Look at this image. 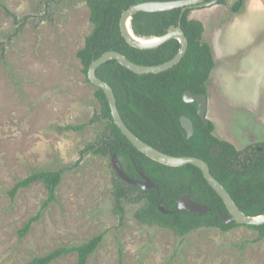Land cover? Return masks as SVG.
I'll return each mask as SVG.
<instances>
[{"label":"rangeland","instance_id":"obj_1","mask_svg":"<svg viewBox=\"0 0 264 264\" xmlns=\"http://www.w3.org/2000/svg\"><path fill=\"white\" fill-rule=\"evenodd\" d=\"M193 8L214 67L206 83L213 134L237 149L264 141V0ZM6 7L7 10H4ZM85 0H0V264H26L60 246L104 233L87 264H264V237L245 226L200 227L181 237L139 222L141 201H125L120 220L109 156L81 152L98 144L104 125L96 87L77 57L92 29ZM84 125L80 129L67 125ZM63 168L55 200L33 222L47 196L42 182L7 190L31 171ZM135 195V193H133ZM130 198H133L131 196ZM76 254L50 264H74Z\"/></svg>","mask_w":264,"mask_h":264},{"label":"trees","instance_id":"obj_2","mask_svg":"<svg viewBox=\"0 0 264 264\" xmlns=\"http://www.w3.org/2000/svg\"><path fill=\"white\" fill-rule=\"evenodd\" d=\"M145 1L171 0H85L90 11L92 29L77 51L85 75L91 61L109 50L117 51L140 65L161 64L176 54L180 44L175 38L152 49H140L129 45L122 37L119 27L122 11ZM242 4L243 0H236L228 10L238 12ZM192 9L187 8L182 15L180 8L139 11L130 19L133 33L147 39L163 35L169 26H177L180 21L188 46L177 64L158 73L140 74L110 59L97 68L96 75L112 88L124 123L137 137L166 154L203 159L211 174L225 187L239 209L249 216L259 215L264 213V141L237 149L231 142L213 134L214 126L210 121L207 125L203 123L197 115L195 102L182 99L185 90L206 94V83L214 67L211 47L201 40L203 23L189 16ZM0 50L3 53L1 44ZM94 96L100 107L90 122H101L104 128L98 144L90 143L81 152H93L110 158L115 154L129 177L141 179L139 173L142 172L155 184V188L143 190L137 185L126 183L114 171L112 193L114 209L120 220L124 213V202L133 200L141 201L134 213L139 222L169 229L181 237L200 227L227 231L239 225L235 222L225 223L220 219L217 210L226 214L225 205L199 168L192 164L164 165L140 152L115 125L102 89L96 87ZM181 115L192 120L194 130L189 138L180 124ZM83 126L67 125L65 128L80 129ZM215 146L219 147V152L211 155V149ZM63 173V168L31 171L7 190L11 200L20 189L37 181L42 182L47 191L38 212L19 230L20 236L29 231L42 211L55 200L56 188ZM185 195L204 204L209 210L200 215L179 209L177 199ZM160 207L166 212H162ZM247 227L255 230L258 237H264V223ZM103 237L104 233H99L85 242L60 246L44 255L34 256L26 264H50L69 253L76 254L74 264H87L89 256L96 251ZM120 260L119 257L118 264H121Z\"/></svg>","mask_w":264,"mask_h":264},{"label":"water","instance_id":"obj_3","mask_svg":"<svg viewBox=\"0 0 264 264\" xmlns=\"http://www.w3.org/2000/svg\"><path fill=\"white\" fill-rule=\"evenodd\" d=\"M220 0H171V1H145L129 6L123 10L119 19L120 32L124 40L131 46L140 49H152L158 47L169 39L175 38L178 40L180 46L176 54L169 60L157 64V65H140L127 59L123 54L109 50L101 54L98 58L91 61L86 77L89 82L95 87L102 89L109 108L111 117L115 125L119 128L121 133L130 141V143L138 149L140 152L148 156L154 161L162 163L168 166H181L183 164H192L199 168L202 172L203 177L207 183L213 188V190L222 199L227 213H221L217 210L220 219L225 223L235 222L239 225H260L264 223V213L254 216L244 214L237 204L234 202L229 192L225 187L211 174L208 164L201 158L194 156H173L159 151L158 149L150 146L139 137H137L124 123L116 104V98L112 88L102 79L96 75L97 68L106 62L107 60L114 59L122 66L127 69L140 74L145 73H158L171 68L177 64L184 56L187 46L188 39L181 29L180 21L177 26L171 25L167 31L157 37L153 38H141L136 36L131 27L130 19L133 14L139 11H165L174 8L181 9V15L187 8H200L207 7L218 3ZM180 15V18H181ZM182 99L185 102H195L197 106V115L203 121L204 124H208L209 120L206 116L207 111V95L205 93L194 94L189 90H185L182 94ZM180 124L186 133V137L189 138L193 134V123L189 117L181 115L179 118ZM219 151V147L215 146L211 150V155H215ZM111 165L117 176L131 185H137L143 190L148 188H155V184L142 172H140L141 180H135L130 178L122 169L119 164L116 155H111ZM177 205L179 209H186L190 212H197L203 214L209 209L202 203H198L192 200L189 196L185 195L177 199ZM162 212H166L160 207Z\"/></svg>","mask_w":264,"mask_h":264},{"label":"flooded vegetation","instance_id":"obj_4","mask_svg":"<svg viewBox=\"0 0 264 264\" xmlns=\"http://www.w3.org/2000/svg\"><path fill=\"white\" fill-rule=\"evenodd\" d=\"M246 146H247V145H246ZM259 149H260V148H259ZM211 150H212V149H211ZM218 152H219V151H218ZM218 152H217V153H218ZM139 175H140V174H139ZM130 178H131V177H130ZM132 179H133V178H132ZM135 180H141V179H135ZM138 187H139V186H138ZM148 189H149V188H148ZM146 190H147V189H146Z\"/></svg>","mask_w":264,"mask_h":264}]
</instances>
